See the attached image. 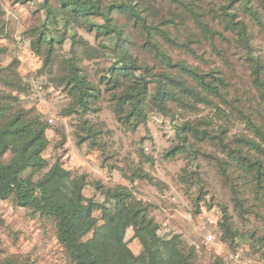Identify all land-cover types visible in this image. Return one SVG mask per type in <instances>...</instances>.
<instances>
[{
	"label": "trees",
	"instance_id": "trees-1",
	"mask_svg": "<svg viewBox=\"0 0 264 264\" xmlns=\"http://www.w3.org/2000/svg\"><path fill=\"white\" fill-rule=\"evenodd\" d=\"M169 1L191 14L198 35L205 34L215 48V35L220 39L223 35L202 19L208 12L203 10V14L184 0ZM188 1L200 7L196 0ZM239 1L263 30L264 23L250 0H230L222 6V13L226 16L224 27L247 41L244 22L235 19L236 13L230 9ZM41 3L44 19L28 31L30 47L41 57L42 70L49 73L53 67L56 72L59 70V84L67 85L69 94L75 99L71 110L64 114L85 116L88 112L97 113L100 111L99 102L105 97L116 121L132 130L145 124L152 110L175 121L177 112H193L203 105L215 108L213 117L221 120L226 117L225 111L216 103L223 101L227 104L220 89V86L228 85L223 75L219 71L218 75L214 71L200 72L184 61L173 60L170 55L168 46H180L194 52L190 44L199 42L172 37L169 26L178 24L181 14L172 11L165 17L160 14L159 7L145 4L143 0H41ZM257 3L264 10V0H257ZM5 24L0 8V35L3 36L6 35ZM78 30L100 39V50L90 46ZM66 41L69 42V55L61 57L58 48ZM246 46L250 49L248 43ZM136 47L146 55L140 56ZM6 50L0 45V58ZM101 55L114 62L92 81L82 62ZM247 57L251 62L252 82L264 94V62L251 55L250 50ZM16 60L5 65L0 63V200L12 199L50 223L69 264H197L194 247L184 246L177 235L169 238L158 235V223L151 214L153 204L137 198L126 186H98L104 195V201L99 203L82 193L88 184L85 174L64 168L59 160L41 173L48 165L42 155L49 143L46 136L48 124L40 113L21 106L19 95L27 93L29 85L17 72ZM239 112L258 138L259 142L244 139L245 146L258 154L256 157L242 153L240 146L224 142L225 127L211 133L207 127L200 126V122L189 120L176 125L180 144L166 154L173 157L180 149H185L181 144L189 145V134L199 146L208 140L217 141L218 146L223 147L225 157L203 152L199 146L192 151L214 160L224 180L231 182V200L242 219L249 211L246 210V199L238 194L240 189L234 183V179L241 175L233 180L230 178L235 170L244 173L246 181L253 183L255 199L259 193L264 198V127L259 126L262 123H255L251 115ZM211 123V120L204 121L205 125ZM83 140L84 137L77 142ZM6 154L10 155L7 160L4 159ZM35 173L41 175L33 179ZM203 195L206 190L201 188L198 196ZM96 209L101 212V224L93 216ZM221 209L218 221L211 219V222L223 232L224 241L233 246L239 238L243 239V232L233 226L226 207L221 206ZM128 228L133 232L131 238L137 239L141 245L138 254L131 251L125 240ZM89 233L91 236L85 239ZM248 237L253 246L264 239V235L249 234ZM0 264L31 263L9 255L0 256Z\"/></svg>",
	"mask_w": 264,
	"mask_h": 264
},
{
	"label": "rangeland",
	"instance_id": "rangeland-1",
	"mask_svg": "<svg viewBox=\"0 0 264 264\" xmlns=\"http://www.w3.org/2000/svg\"><path fill=\"white\" fill-rule=\"evenodd\" d=\"M196 1L200 7L184 0L191 3L194 9L208 12L207 15L203 12L202 19L223 35L222 39L215 35V48L205 34L198 35L194 19L182 7L169 0H143V3L159 7L160 14L165 17L172 11L182 15L178 24L169 26L172 37L180 41L196 39L199 42L190 44L194 52L180 46H168L170 55L173 60L184 61L200 72L214 71L215 75L219 72L223 75L228 85L220 86V89L227 104L216 102L227 114L223 120L213 117L215 108L203 105L193 112H177L175 121L152 110L147 122L132 130L116 121L105 97L100 100V111L97 113L88 112L85 116L79 113L64 114L71 110L75 99L69 94L67 85L59 84V70L56 72L55 67L51 73L42 70L41 57L30 47L28 31L44 19L41 0H0L6 23V35H0V45L7 49L0 63L5 65L17 59L16 70L29 85L28 92L19 95V102L24 108L40 113L48 124L46 136L49 143L42 152L48 165L41 173L59 160L64 168L85 174L88 184L82 193L99 203L104 201V195L98 186H126L137 198L153 204L151 214L158 223V235L163 238L177 235L184 246L194 247L197 264H264V239L253 246L248 237L249 234L264 235V198L259 193L258 199H255L251 180L246 181L244 173L236 170L230 178L233 180L241 175L234 179V183L240 189L238 194L246 199V210L249 211L241 219L231 200V182L224 180L214 160L202 153L193 154L192 150L199 144L190 134L189 145L181 144L185 149H180L173 157L166 154L179 146L176 125L186 120L200 122V126L207 127L211 133L221 126L225 127L227 134L224 142L242 147V153L251 157L258 154L245 146L244 139L259 141L239 111L251 115L255 123H262L259 126L264 127V94L252 82L249 70L251 62L247 57L250 50L251 55L264 62V30L243 9L241 1L236 2L230 9L236 13L235 19L242 20L246 26L247 41L242 40L235 31L224 27L226 16L221 8L230 0ZM250 1L264 23V10L257 0ZM78 32L89 41L90 46L100 50V39L82 30ZM136 49L140 56L146 55L138 47ZM68 50L69 42L66 41L58 48V54L67 57ZM113 62L110 57L101 55L84 60L82 64L93 81ZM208 120L212 123L205 125L204 121ZM83 137V142L78 143ZM236 141L243 144L239 145ZM217 143L208 140L199 147L203 152L225 157L223 147ZM9 156L6 154L4 159L7 160ZM41 173H35L33 179ZM201 188L206 190V195L198 196ZM251 203L253 206H250ZM221 206H225L232 216L233 226L243 232L245 240L239 238L233 246L224 241L223 232L211 222V219L216 222L221 217ZM0 216L1 257L15 255L31 264H69L52 225L44 222L38 214L17 205L12 199H5L0 200ZM93 216L101 224V212L96 209ZM132 233L128 228L125 240L131 251L138 254L141 245L137 239L131 238ZM90 236L91 233L84 238Z\"/></svg>",
	"mask_w": 264,
	"mask_h": 264
}]
</instances>
